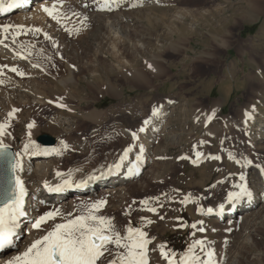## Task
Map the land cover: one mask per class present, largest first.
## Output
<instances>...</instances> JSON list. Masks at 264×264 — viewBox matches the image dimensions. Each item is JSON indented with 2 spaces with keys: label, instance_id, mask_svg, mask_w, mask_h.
I'll use <instances>...</instances> for the list:
<instances>
[{
  "label": "rangeland",
  "instance_id": "374dc122",
  "mask_svg": "<svg viewBox=\"0 0 264 264\" xmlns=\"http://www.w3.org/2000/svg\"><path fill=\"white\" fill-rule=\"evenodd\" d=\"M51 2L50 8L53 4L56 5L54 14L57 15V19L41 11L35 16L23 19L17 25H10L13 31L9 28L8 32L5 31L3 34L4 42L7 44L6 51H12L21 59H27L19 62L11 61L8 64L5 61V63L0 62V124L7 125L5 132L7 131L10 136V141L6 142L0 138V142L11 148L14 154L18 153L15 147L19 142L36 143V138L40 134H47L55 140L52 148L62 155L59 161L62 169L72 166H82L86 169L90 165L105 161L108 155L119 152L124 146L122 137L126 138L125 132L136 133L138 127L142 126L145 120H149L151 110L154 107L160 109L167 96L172 97L176 105L182 108L179 111L182 112L180 115L183 118L186 117L184 111L192 106L207 113L206 120L212 123V127L222 140L225 138L222 133L227 127L229 131L235 128V115L239 108L252 106L258 113V122L264 115V0H142L143 6L139 10H145L141 21L144 29L140 28L147 36L145 42L152 61L144 63L143 60L131 56L124 60H121L120 56L112 59L109 56L117 69H127L133 77L128 81L119 78L113 84L116 91H121L122 100L118 102L114 96L112 98L106 94L104 85L98 84L96 88L86 92L75 90V84L66 85L60 91L54 80L65 74L64 58L70 56V64L76 68L75 71L72 69L70 75L75 82L79 78L78 75L85 71L86 64L94 57L93 44L96 42V33L91 14L98 12L117 14L126 11H112L114 3L111 2L110 10L108 8L101 10L100 6L104 0H51ZM30 6L34 5L30 3ZM135 9L132 10L138 11ZM178 15L182 18L176 19L175 16ZM16 26H22L23 31L17 32ZM32 28H39L41 31L34 34L29 31ZM111 32L114 36L113 55L120 51L122 38L118 26L112 27ZM123 61H127V65ZM34 65L38 66L34 67ZM13 68L24 75L11 71ZM150 88L155 89L148 91ZM27 91L36 95L39 93L50 95L46 98L64 104V107L37 106L30 104L29 101L22 102V96L19 94H25ZM169 91L171 94L168 93ZM214 103H218L222 109L213 115L209 112V108ZM14 109L16 111L11 119L8 113ZM210 115L213 116L214 121L208 120ZM182 116L180 123L184 121ZM186 118H189L188 115ZM187 121L188 119L178 127L190 130L191 124ZM60 123L67 125L63 126ZM215 123L217 125L214 126ZM29 124H33L31 129L28 128ZM62 129L69 133L62 134ZM23 130H28L25 136L22 135ZM192 133L199 135V130L196 129ZM238 134L241 135V132ZM135 141L134 149L138 150L136 153H140L141 141L137 138ZM127 142L125 141L126 144ZM63 144H67L68 148L64 149ZM200 144L201 141L198 145ZM198 145L188 151L191 160H195L199 152L207 153V160L214 154L220 157L225 153L224 149H218L219 147L215 145L203 146V149L202 145L200 147ZM234 148L236 151L240 150V144L237 143ZM82 149L87 152H82ZM176 149L174 147L168 149L166 152L169 158L158 167L162 169L161 179L163 181L165 179L160 187H154L142 195L135 194L131 203L126 204L127 207L124 206L125 211L111 210L107 201L101 199L106 203L96 214L111 218L115 230L122 236L126 234L129 226L147 232L149 239L157 238L158 245H165L164 251L175 264H180L181 258L188 253L189 247L194 245L195 241L206 243L207 237L212 238L210 234L204 235L208 228H212L209 221L200 220V216L196 214H193V219L190 213L193 204L198 203L203 206L211 200L206 193L210 184L204 186L205 189L202 186L203 180L205 182L209 177L207 174L211 173H207L208 169L202 170V162L189 167V158L174 159L179 154ZM169 160H173L172 165ZM253 160L264 166V157L259 159L253 157ZM210 161L218 165L217 168L224 169L221 158ZM181 167H187L190 171L194 169L192 176L188 177L191 178L192 185L196 186L190 184L193 189L190 187L186 191L182 187L175 189L177 187L173 178ZM157 195H163L161 203L170 207L168 218L177 220L175 222L172 220V223L165 225L164 229L162 225H158L159 232L154 233L155 230L151 227H144L143 221L133 222L134 217L131 216L137 212L135 207H138L141 201H150ZM99 200H87L77 204L75 212L69 218L82 214L86 210V205ZM154 208L156 211L153 213L157 217L161 208L158 204ZM193 224L196 225L195 228L192 227ZM200 228H204L205 232H200ZM221 230H213L216 239L229 234L228 231ZM229 231L231 232L232 229ZM109 247L113 248V252L116 251L113 246ZM204 247L205 250L210 249L216 253L221 251L222 244L206 243ZM200 249V246L196 245L192 249V254L204 260L205 255ZM101 259L103 264H107V259Z\"/></svg>",
  "mask_w": 264,
  "mask_h": 264
},
{
  "label": "bare ground",
  "instance_id": "6f19581e",
  "mask_svg": "<svg viewBox=\"0 0 264 264\" xmlns=\"http://www.w3.org/2000/svg\"><path fill=\"white\" fill-rule=\"evenodd\" d=\"M3 3L5 10L0 11V26H10L12 24L17 25V23L21 22L23 19L32 15L35 16L41 12L42 6L49 7L52 4L51 0H28V3L22 7L7 9L8 0H3ZM30 3L34 6L29 7ZM142 6V0H118L112 5V11L115 12V10H120L126 12L117 14L112 12V14H103L102 12H98L91 14V19L94 23V32L96 33V42L93 44L95 55L92 60L86 64L84 68L85 71L78 75L79 78L75 82H73L70 75L72 69L75 71L76 68L70 64V56L64 58L63 66L65 74H62L54 80V83L60 91L63 90L66 85L75 84V90L86 92L90 91L94 87L96 88L98 84H101L104 85L103 87L107 90L106 94L110 95L112 98L114 96L117 100L116 102L122 100L121 91H116L113 84L116 83L119 78L123 81H128L131 78L133 79V77H131L132 74L129 70L124 68L117 69V66L112 64L113 62L109 59V56H111V59L113 57L115 58L116 56H120L121 60L131 56L133 58L143 60L144 63L152 61L146 44L147 41L145 40L147 36H145L146 34L141 31L143 25H141V21L144 18L143 12L145 11L139 10ZM30 8H32V10ZM134 8L138 11H133ZM129 10H132V12ZM175 18L181 19L182 17H179L178 15L175 16ZM114 26L119 27V33L122 41L120 42V51H117L112 55V51L114 50L112 42L114 36L111 32V28ZM11 31H13V29ZM6 32H8V30ZM4 33L5 31L3 32L0 30V41H2V43H0V62L3 63L5 61L8 64L11 61H22L24 58L21 59L9 49L8 50L11 52L6 51L7 44L3 39ZM24 60L27 59L25 58ZM24 62L27 63V61ZM123 62L127 65V61ZM136 72L140 74L139 71ZM17 86L20 87L19 85ZM154 89L155 88H150L148 91ZM16 93L18 94L19 91ZM30 93L31 92L28 93L27 91L25 94H19L22 96V102L29 101L30 104L37 106L62 105L50 98H46L50 95H42V93H39L40 95H36L34 93ZM168 93L171 94L170 91ZM255 95L258 96V94ZM221 109L222 108L218 103H214L209 108V112L217 114L221 111ZM70 110L74 112L73 109L70 108ZM152 110L149 118L151 122L148 125H144L143 123L142 126L138 127L136 132V138L141 141V146L143 148L142 153L141 151L140 153H136L138 152V150H135L136 148L134 149L136 141L133 140L132 134L125 132L126 135L124 136L126 138L122 137L124 146L119 152L114 155H108L105 161L99 162L96 165L93 164L94 166L90 165L86 169H83L82 166H72L67 169H62L59 165L62 155L58 150H55L52 147H45L40 144H36L33 141H27L26 143L28 144L31 142V146L27 151H24L26 143L22 144V142H19V144L15 147L18 150L17 154H19V157L15 154L14 159H19L20 167L13 172V176L14 178L19 177L25 189L23 197V210L25 212V216L20 218L18 227L15 230L14 246L7 249H0V264H6L7 260L24 252L34 240L39 239L45 235L47 231L51 230L55 223H62L65 219L69 218L67 214H73L75 212L76 205L79 203H84L87 200L92 201L96 199H105L108 203L107 205L109 209L115 211H125V208L127 207L126 204L131 203L132 197L135 194H145L154 187H157L165 182V179L163 181L160 177V171L162 169L160 170L158 167H161L165 160L169 158L166 151L172 147L177 148L176 150L179 152L178 155L176 154L177 156H175L174 159L177 157L180 158V160L182 158L184 160L189 158V167L195 164L197 165V162H202V170L204 171L205 169H208L207 173H211L207 174L209 177L205 182L203 180L202 185L204 187L210 184L206 193L211 200L203 206L198 203L193 204L190 212L192 217H190L194 219L193 214H196L200 216V220L209 221L208 223L212 226V228H208L206 234L204 235L210 234L212 238H206L207 244H222L221 251H217L213 255L214 264H264V174L261 172V169L264 168V166L253 160V157H258V159L260 157H264V115L258 122V113L252 106L239 108L235 115V128L229 131L227 127L222 133L225 136L222 140L220 139V135L215 132L214 127H212V123H209L206 120L207 113L198 108H194L193 106L188 107V109L184 112L186 113V117L188 115L189 118H183V116L180 115L182 112L179 111L182 110V108L180 109V107L176 105L172 97L167 96L163 100L162 107L159 109V114L157 116H152ZM245 113H248L247 117L245 116ZM181 116L184 119V121H182L183 123H180L181 121H179L181 120ZM187 119L190 121L191 129L188 130L187 128L186 131L183 128L186 131L185 132L182 128H179L178 125H183ZM60 125L64 126L67 124L60 123ZM213 125L215 126L217 124L215 123ZM141 127H144V131L142 132L139 131ZM196 129L199 130V135H194L192 133V131ZM238 132H241V135H239ZM27 133L28 130L22 131L23 136ZM68 133L69 131L62 129V134L67 135ZM0 138L6 142L10 141V136L7 131L4 132V135ZM125 141H131L132 143L127 142L126 144ZM198 141H201V148L207 145H215V147H219L218 149H224L223 152L225 153L220 155L224 169L217 168L218 165H216L213 161H210L211 158L207 160V153L201 154V152L198 151L200 156L195 160L190 159L191 157L188 151L191 148L197 147L199 143ZM237 143L240 144V150L238 151L234 148ZM79 145L77 146L79 147ZM200 145L198 146L200 147ZM199 147L197 150H199ZM127 148H130L131 150L128 152L125 159L121 161L120 157L124 154V150ZM85 151V149H82V152ZM230 155L233 159H229ZM137 156L141 157L140 160H137ZM246 160L251 161V164L246 165ZM236 161H239V163ZM167 164L169 165L168 162ZM172 164L173 163L171 162V165ZM130 168L133 169L131 173L129 172ZM193 170L190 171L187 167L180 168V171H178L177 175L173 178L174 185L177 187L175 189L178 190L182 187L186 191V189L192 185L190 182L191 178L189 179L188 177L192 176L194 173ZM70 171L71 177L68 176ZM197 171L199 172V170ZM57 172H60L63 175L58 177L56 175ZM241 175L245 177L243 182L247 184L252 196L250 199L245 197L233 203H229L227 200L228 193L231 191H237L234 185L241 183ZM89 176H93L95 178L89 180ZM65 179H70L73 182L71 187H62L58 192H50L45 188V182H47L49 186L55 187L58 184H62ZM81 181H85V183L81 186H76ZM199 186L197 185V187ZM163 198V195H157L150 201L145 200L148 202L146 205L142 204L141 201L139 206L135 207L137 212L133 213V216H131L134 217L132 218L133 222L135 220L143 221L145 224L144 227H151L155 230L154 233L159 232L158 225H162L161 227L164 229V227H166L165 225L175 222L177 219L174 221L173 218L172 221L168 218V211L170 207L161 203ZM191 199L193 200L192 197ZM41 201L44 203H41ZM157 204L161 209L158 210L160 211V214L155 217L154 213L148 211L147 209L154 208ZM221 204L224 205L223 211L219 209V205ZM173 206H175V204ZM184 206L185 205H183V208ZM197 208L202 210L197 211ZM208 208H212L213 212L208 213ZM56 209L61 211V215L57 216L54 221L49 220L47 224L42 225L40 229H33L31 227V222H33L40 215ZM159 215L162 218H160ZM152 219L157 221L154 222ZM150 220L153 221V223L151 222L152 224L147 223V221ZM218 229H222L221 231L226 230L229 234L216 239V235L213 230ZM230 229H232L231 232L229 231ZM204 232L205 229L203 233ZM203 233H201V235ZM189 237L190 236H188L187 239H189ZM156 239H153L151 245H148L149 264H168V261L161 257L159 253L160 250L158 251L159 248L157 246L159 242ZM193 240H195V238H193ZM202 252L204 253V251ZM204 259H206V257Z\"/></svg>",
  "mask_w": 264,
  "mask_h": 264
},
{
  "label": "snow or ice",
  "instance_id": "6c2138e0",
  "mask_svg": "<svg viewBox=\"0 0 264 264\" xmlns=\"http://www.w3.org/2000/svg\"><path fill=\"white\" fill-rule=\"evenodd\" d=\"M110 2L116 3L117 0H104L101 4V10L108 8L110 10ZM28 3V0H8L7 9L19 8ZM56 5L53 4L52 8L42 6V11L48 14L53 19H57V15L54 14ZM5 6L3 0H0V11H4ZM8 25L0 26V30L7 31ZM17 32L23 31L22 26H16ZM29 31L39 33L41 29L32 28ZM47 38V37H46ZM2 43V41H0ZM38 65H34L36 67ZM151 67V66H149ZM13 72H17L19 75H24L22 72H18L17 69H11ZM63 107V105H60ZM16 110L8 113L9 118L13 116ZM159 114L158 108H153L152 116ZM214 115V112H213ZM248 116V113H245ZM212 116L208 117L211 120ZM151 121L145 120L144 125H148ZM6 124H0V136L4 135ZM33 124H29L28 128L31 129ZM139 131H144V127H141ZM133 140L136 139L137 134L132 133ZM63 143V142H62ZM31 146L25 144L24 151H27ZM63 148L67 149L68 145L63 144ZM7 145L0 142V156H8ZM130 148L124 150V154L120 157L121 161L125 159L130 151ZM143 148L141 147V153ZM197 157L200 153L196 154ZM19 157V154H16ZM140 156H137V160H140ZM211 159H220L219 156L210 157ZM229 159H233L230 155ZM13 172L20 167V161L18 158L9 161ZM195 162V161H194ZM239 163V161H236ZM246 165L251 164V161H245ZM118 166V165H117ZM132 168L129 169L131 173ZM264 174V168L261 169ZM56 175L62 176L63 174L57 172ZM71 177V171L68 173ZM95 177L89 176V180ZM245 177L240 176L241 183L234 185L237 191H231L228 193L227 200L229 203H233L241 198H251L252 193L249 190L246 183L243 181ZM72 181L70 179L63 180L62 184H58L55 187H51L45 182V188L52 191H60L62 187H71ZM85 181L79 182L76 186H81ZM25 189L22 181L19 177H15L10 189L6 190L4 194V202L0 204V249H7L14 246L15 230L18 227L20 218L25 216L23 210V197ZM187 200V198H186ZM41 203H44L41 201ZM105 200H99L94 203L85 206V212L74 218L65 219L62 223H55L51 230L47 231L45 235L39 239L34 240L24 252L19 255L13 256L11 259L6 261V264H103L101 258L107 259V264H149L148 258V245L151 244L152 240L148 238V233L142 231L140 228H133L129 226L126 229V234L121 235L120 232L115 230V226L112 223L111 218L97 215L100 209L105 205ZM142 204H147V201H142ZM219 209L223 211L224 205H219ZM148 211L155 212V208H148ZM202 209L197 208V211ZM208 213H212L213 209L208 208ZM61 212L59 209L45 212L40 215L33 222L31 227L33 229H40L42 225L47 224L49 220L54 221L57 216H60ZM71 217V213L67 214ZM151 223V221H147ZM196 227L195 224L192 225ZM201 232L203 228L199 229ZM199 245L201 250L204 251L206 259L201 260L199 256L192 254V249ZM113 246L116 250L113 252ZM160 250V255L164 259L168 260V264H175L173 259L167 252L164 251L165 245L161 244L157 246ZM111 257L110 259L106 257ZM214 253L209 249L205 250L204 242L197 240L194 245L189 247L188 253L181 258L180 264H214L213 261Z\"/></svg>",
  "mask_w": 264,
  "mask_h": 264
},
{
  "label": "water",
  "instance_id": "95a60500",
  "mask_svg": "<svg viewBox=\"0 0 264 264\" xmlns=\"http://www.w3.org/2000/svg\"><path fill=\"white\" fill-rule=\"evenodd\" d=\"M37 142L43 146H50L54 144V139L49 135L42 134L38 136ZM8 156H0V204L4 202V194L6 190L10 189L14 181L13 170L10 160H14L13 151L7 148Z\"/></svg>",
  "mask_w": 264,
  "mask_h": 264
}]
</instances>
